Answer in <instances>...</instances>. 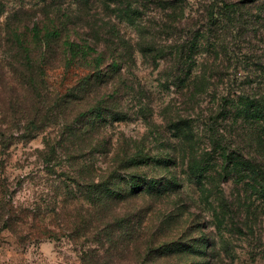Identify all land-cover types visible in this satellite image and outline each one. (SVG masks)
Listing matches in <instances>:
<instances>
[{
	"label": "rangeland",
	"instance_id": "rangeland-1",
	"mask_svg": "<svg viewBox=\"0 0 264 264\" xmlns=\"http://www.w3.org/2000/svg\"><path fill=\"white\" fill-rule=\"evenodd\" d=\"M0 11V27L6 16L30 25L57 16L65 35L99 43L103 71L112 58L118 66L103 82L100 128L85 119L86 93L67 91L82 69H46L43 86L60 92L70 120L86 111L72 124L89 127L74 154L44 156L57 121L33 138L0 124V264H84L90 254L108 264H264V129L235 116L243 101L264 106V0H0ZM10 62L2 48L1 115L19 77ZM110 228L124 232L114 257L100 242Z\"/></svg>",
	"mask_w": 264,
	"mask_h": 264
},
{
	"label": "trees",
	"instance_id": "trees-1",
	"mask_svg": "<svg viewBox=\"0 0 264 264\" xmlns=\"http://www.w3.org/2000/svg\"><path fill=\"white\" fill-rule=\"evenodd\" d=\"M224 5L229 6L227 3H224ZM130 8L131 7H126L123 9L125 16L126 14L129 16L134 14L133 12L135 9L133 11V9L130 10ZM2 13L3 12L0 11V15ZM67 19H69L67 22L70 23L72 20L75 22L77 18L67 17ZM25 22V19L17 20L15 17L6 16L5 21L0 27V50L4 48L9 52V57L11 58L10 63H12L11 65L16 69V76H19L17 84L12 86V89L9 90V93L11 92L8 96L10 97L8 105L10 109L8 113L0 114V124L2 125L4 122L9 121L12 122L13 125L19 123L24 127V131L26 132L22 131L21 138H33L41 134L46 125L51 126L57 121L60 126L58 140L54 141L53 145H50L47 136H45L44 144L46 145V150H44L45 152L43 150L41 151H43L44 156L49 159L58 154V149H63L67 153L74 154L75 150L83 148L79 141L84 140V138H81V135H84V133L89 130V127H85L81 130L77 129L72 124H74L75 118H77L78 121L80 116L84 115V112L89 111L85 119L91 116L90 119H95L94 125L96 123L97 128H100L101 125L98 119L102 116V112L105 109V105L103 106V104H105L106 101L105 93L107 91L106 86H103V82L105 78L111 75L110 73H114V71L117 70L118 66L116 59L112 58L106 65L108 66L107 69L103 71V61L105 59L103 50H99V43L91 46L90 44L87 45L78 41L76 39L78 38L76 34H74L75 36L65 35L60 29L63 27L64 22L57 16L46 17L44 20L32 21L31 25ZM91 35L96 41L102 38L96 31ZM72 66L82 69L83 75L80 77L79 81L72 87H69L67 91L73 94L75 98L79 97L78 93H86L85 99L88 107H86V111H79L78 115L70 120V112H68L67 108H64L62 104L59 105L60 100H57L59 99L60 92L46 89L43 86V84L46 83L43 76L48 68H63L65 71H68ZM244 104V101L241 102V107H239L240 110H237L235 114L236 118L243 116L248 120L247 122L250 123L251 128L264 129V106L257 104L255 106L256 110H253L254 107L248 108V105L244 106ZM56 107L63 109L58 111ZM250 119L251 121H249ZM12 127H6V131L12 133ZM176 130L180 132L178 128ZM0 133L5 134L1 126ZM1 138H3V136ZM5 139L6 138L2 139L0 143L6 145ZM215 139L217 138L215 137ZM257 141L258 145L261 146V138L259 136H257ZM214 144L221 150V159H225L227 165H238V163L236 164L238 161L234 160L233 152L228 154L226 153V149L221 146L219 142ZM240 156H242L243 159H240ZM238 157L240 160L239 164L246 166L248 170H255L249 158H244V155L240 154H237V158ZM194 171L196 176H201L202 171L197 170L195 167ZM225 171L227 172L226 167ZM259 173L258 171L255 175ZM103 184L104 183L99 184L98 188L100 189L104 186ZM198 185L203 186L201 179H198ZM141 190L142 188L136 190L135 193ZM129 191L134 192L132 190ZM95 200L98 220L103 222L105 219L103 206H106V200L98 194H96ZM106 224H108V222L104 223V226H106ZM122 232L118 233L111 228L104 232L106 241L100 238V242L102 245L106 244L104 242H108V252L105 256L114 257L121 252L118 248L121 243L120 237ZM108 263L109 260H106L103 255L95 256L94 254H90L84 264Z\"/></svg>",
	"mask_w": 264,
	"mask_h": 264
}]
</instances>
